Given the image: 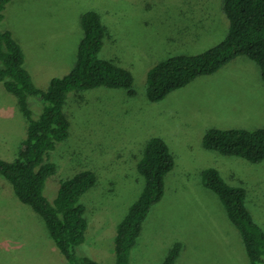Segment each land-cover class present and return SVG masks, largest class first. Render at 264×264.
<instances>
[{
	"label": "rangeland",
	"instance_id": "374dc122",
	"mask_svg": "<svg viewBox=\"0 0 264 264\" xmlns=\"http://www.w3.org/2000/svg\"><path fill=\"white\" fill-rule=\"evenodd\" d=\"M222 1L13 0L7 5L0 29L13 33L42 89L74 67L84 36L81 20L88 11L98 12L107 30L100 57L127 68L135 79L134 96L101 87L68 97L70 136L50 154L58 171L48 180L45 196L54 204L62 182L84 170L97 174V185L80 200L88 229L86 242L76 248L78 257L116 264L117 226L145 186L139 162L147 143L161 137L175 167L166 176L164 197L143 224L130 264H162L178 242L183 249L176 264H250L239 229L207 187L203 172L216 168L228 185L244 188L246 206L264 229V161L209 151L203 138L213 128H264L259 64L241 56L160 102H151L147 94L151 68L175 56L203 53L226 38L229 23ZM29 104L39 119L44 105L34 97ZM27 125L16 97L0 83V158H18ZM48 233L42 216L0 176V264H70L58 248L45 259L30 258L45 254Z\"/></svg>",
	"mask_w": 264,
	"mask_h": 264
},
{
	"label": "trees",
	"instance_id": "16d2710c",
	"mask_svg": "<svg viewBox=\"0 0 264 264\" xmlns=\"http://www.w3.org/2000/svg\"><path fill=\"white\" fill-rule=\"evenodd\" d=\"M13 0H0V25L4 11ZM222 9L229 32L219 44L196 55H179L164 60L147 74V94L151 102H160L170 93L187 86L200 76L218 72L241 56H248L261 68L264 80V0H223ZM84 36L72 70L64 77L53 78L47 89L39 87L26 68L22 46L9 30L0 29V83L14 95L26 118V140L15 161L0 158V176L6 178L19 200L44 219L59 252L70 264H102L88 257H78L76 248L87 240L86 207L81 198L98 183V176L84 170L60 185L55 203L45 196L48 180L57 174L50 154L58 143L70 136L71 121L65 111L70 93L106 87L124 89L134 96V76L114 61L100 57L107 35L100 14L88 11L82 17ZM43 105L39 119L33 117L29 98ZM205 149L223 156H236L251 163L264 161V128L257 130H209L203 138ZM175 167L169 145L154 137L144 151L138 169L145 178L139 199L130 207L115 232L116 264H130L131 251L141 235L143 224L153 205L165 194V179ZM207 187L220 197L231 222L239 229L250 264H264V229L246 206L247 191L228 185L220 171L203 172ZM176 243L162 264H176L182 253Z\"/></svg>",
	"mask_w": 264,
	"mask_h": 264
},
{
	"label": "crops",
	"instance_id": "0c3cea01",
	"mask_svg": "<svg viewBox=\"0 0 264 264\" xmlns=\"http://www.w3.org/2000/svg\"><path fill=\"white\" fill-rule=\"evenodd\" d=\"M45 245H46V252H45V254H40V255H36V256L35 255H32L30 258L36 257L37 259L38 258L39 259H45V257H47L46 254L49 255V256H51L50 251L51 250H55L57 247H56V244L53 241V239L51 238V236H50L49 233L46 235ZM47 251H48V253H47Z\"/></svg>",
	"mask_w": 264,
	"mask_h": 264
}]
</instances>
